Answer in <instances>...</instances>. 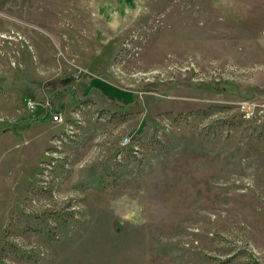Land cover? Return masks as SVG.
Listing matches in <instances>:
<instances>
[{"label":"rangeland","instance_id":"obj_1","mask_svg":"<svg viewBox=\"0 0 264 264\" xmlns=\"http://www.w3.org/2000/svg\"><path fill=\"white\" fill-rule=\"evenodd\" d=\"M0 264H264V0H0Z\"/></svg>","mask_w":264,"mask_h":264},{"label":"built area","instance_id":"obj_2","mask_svg":"<svg viewBox=\"0 0 264 264\" xmlns=\"http://www.w3.org/2000/svg\"><path fill=\"white\" fill-rule=\"evenodd\" d=\"M32 106V105H31Z\"/></svg>","mask_w":264,"mask_h":264}]
</instances>
